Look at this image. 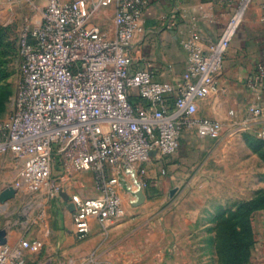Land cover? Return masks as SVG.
Listing matches in <instances>:
<instances>
[{
	"label": "built area",
	"instance_id": "2783aa9c",
	"mask_svg": "<svg viewBox=\"0 0 264 264\" xmlns=\"http://www.w3.org/2000/svg\"><path fill=\"white\" fill-rule=\"evenodd\" d=\"M114 1L115 34L108 37L93 23L87 0H47L40 24L19 41L16 108L0 122V155H14L27 191L68 197L81 238L93 220L106 233L124 216L122 192L137 205L147 187L141 166L176 153L186 131L222 137L223 122L200 116L198 103L220 91L224 57L244 12L243 6L208 52L184 45L189 65L174 87L139 65L134 38L150 0ZM246 86L255 99L249 113L264 119V58ZM259 138L264 141V127ZM78 172L93 173L97 196L68 193L83 186ZM42 249L39 240L0 244V264H28Z\"/></svg>",
	"mask_w": 264,
	"mask_h": 264
},
{
	"label": "crops",
	"instance_id": "0c3cea01",
	"mask_svg": "<svg viewBox=\"0 0 264 264\" xmlns=\"http://www.w3.org/2000/svg\"><path fill=\"white\" fill-rule=\"evenodd\" d=\"M87 1L95 15L93 23L114 36L115 1ZM263 5L264 0H150L143 30L134 38L139 65L149 68L158 81L174 87L189 65L184 45L191 42L208 52L245 6L241 24L224 57L218 78L220 91L198 103L200 116L223 122V135L218 140L196 136L198 143L192 148V131H186L176 153L161 157L158 166L147 168L150 181L139 204L131 205L127 195L121 193L125 214L106 233L93 220L91 232L81 238L75 233L72 205L63 196L55 202H47L43 197L28 201L15 188L14 198L0 201V229L7 231V242L12 245L22 239L43 243L41 251L30 254L28 264H179L173 256L175 244L198 221L200 205L199 191L192 189L198 180L192 178L191 157H199L202 152L220 155L245 136L260 139L259 131L264 127V119L257 120L249 113L255 99L246 86L264 58ZM100 15L108 19L107 24ZM7 155H0V164L7 163ZM75 176L83 186H75L68 193L97 196L93 173L78 172ZM4 190L0 189V195ZM24 190L26 194L34 193ZM23 205L32 206V216L13 220L12 215ZM37 211L42 212V217H33ZM262 254L264 264V250ZM182 259L180 264H189V258Z\"/></svg>",
	"mask_w": 264,
	"mask_h": 264
},
{
	"label": "rangeland",
	"instance_id": "374dc122",
	"mask_svg": "<svg viewBox=\"0 0 264 264\" xmlns=\"http://www.w3.org/2000/svg\"><path fill=\"white\" fill-rule=\"evenodd\" d=\"M45 7L46 0H0V122L11 118L16 108L22 77L19 41L28 28L41 21ZM102 19L107 24L108 19ZM189 133L193 148L198 138L194 132ZM7 156V163L0 164V189L16 188L28 201L42 197L47 202L60 199V196L51 197L43 190L26 194L20 177L21 165L14 155ZM191 158L194 161L190 168L192 178L198 180V184L192 185V189L199 191L198 221L175 244V261L180 264L184 256L189 258V264H262L264 141L245 136L220 155L202 152L199 157ZM148 163L141 166L147 184L150 178L145 172L149 170L147 168L158 166V161ZM158 168L161 171L160 166ZM31 208V205H23L12 219L32 216ZM39 216L42 217V212L33 215Z\"/></svg>",
	"mask_w": 264,
	"mask_h": 264
},
{
	"label": "water",
	"instance_id": "95a60500",
	"mask_svg": "<svg viewBox=\"0 0 264 264\" xmlns=\"http://www.w3.org/2000/svg\"><path fill=\"white\" fill-rule=\"evenodd\" d=\"M16 196V189L13 187H9L5 189L1 195H0V201L2 203L7 202L8 200L14 198ZM62 196L65 198V200H68V197L65 194H62ZM144 199V192H142L139 195V201L137 204H139ZM72 208L74 210V205L72 204ZM7 231L5 229H0V244H6L7 243Z\"/></svg>",
	"mask_w": 264,
	"mask_h": 264
},
{
	"label": "trees",
	"instance_id": "16d2710c",
	"mask_svg": "<svg viewBox=\"0 0 264 264\" xmlns=\"http://www.w3.org/2000/svg\"><path fill=\"white\" fill-rule=\"evenodd\" d=\"M261 140V139H260ZM263 141V140H262Z\"/></svg>",
	"mask_w": 264,
	"mask_h": 264
}]
</instances>
